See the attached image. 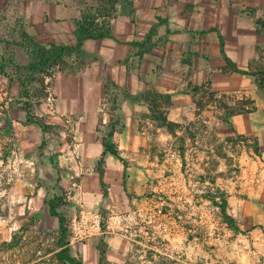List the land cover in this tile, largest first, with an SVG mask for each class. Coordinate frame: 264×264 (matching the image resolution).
<instances>
[{"label":"crops","instance_id":"1","mask_svg":"<svg viewBox=\"0 0 264 264\" xmlns=\"http://www.w3.org/2000/svg\"><path fill=\"white\" fill-rule=\"evenodd\" d=\"M133 6L131 19L121 14L119 4L110 9L106 0H0V22L12 27L2 32L5 38L27 35L41 45L73 46L79 19L110 27L111 38L87 40L76 54L62 58L78 57L79 63L55 70L46 79L43 99L24 97L16 78L0 74L1 229L20 211L33 217L43 210L51 217L47 197L59 178L73 179L72 166L79 164L85 167L79 183L85 206L71 224L83 229L85 241L79 256L71 254L73 242L68 245L82 264H129L131 255L120 234L113 226L101 230V182L114 188L126 154L146 149L148 132L142 124L155 125L157 132L171 137L151 114L153 106L154 114L181 125L182 132L200 117L197 103L204 92L212 98L210 109L201 111L208 112L202 121L205 130L209 125L221 129L218 136L231 132L254 139L258 154H246L248 164L255 165L250 176L255 174L257 190L250 199L256 200L257 222H264V96L251 74L264 65V28L257 24L264 19V0H133ZM152 28L153 47L140 56L141 50L131 44L143 43ZM229 94L249 99L253 106L226 116L222 97ZM25 109L49 127L42 148V131L26 122ZM224 115L229 124H218ZM103 125L110 128L106 134ZM103 143L117 157L104 153ZM99 164L105 165L102 174L95 170Z\"/></svg>","mask_w":264,"mask_h":264},{"label":"rangeland","instance_id":"2","mask_svg":"<svg viewBox=\"0 0 264 264\" xmlns=\"http://www.w3.org/2000/svg\"><path fill=\"white\" fill-rule=\"evenodd\" d=\"M10 29L0 22V64H5L9 76L24 81V97L43 99L46 79L55 70L78 64L79 58L57 59L44 73L29 74L21 69L30 61L27 51L17 45L22 40L2 36ZM251 74H256L255 82L264 84V65L258 64ZM200 97V117L174 138L157 132L155 125L142 124L148 132L146 149L126 154V162L119 165L118 183L114 175V188L107 184L104 193L99 192L101 230L113 226L120 234L131 255L129 264H264V222H257L256 200L250 199L257 190L255 174L250 176L255 165L246 159V154H258L254 139L229 131L218 136L221 129L209 125L205 130L202 121L208 112L201 111L210 109L212 98H206L205 92ZM222 98L225 108L234 100L233 110L253 106L249 99L235 95ZM217 123L227 125L229 121L224 115ZM102 127L103 134L110 131ZM54 135L52 140L58 132ZM72 169L73 179L59 178L55 192L47 198L59 197L57 210L67 216L71 254L79 256L85 233L71 220H79V210L85 206L79 184L85 167L78 164ZM98 169L102 174L105 165L99 164ZM245 169H249L248 177ZM2 202L0 197V215ZM41 211L32 213L33 217L21 211L11 214L3 231L0 219V264H67L56 258L58 224Z\"/></svg>","mask_w":264,"mask_h":264},{"label":"trees","instance_id":"3","mask_svg":"<svg viewBox=\"0 0 264 264\" xmlns=\"http://www.w3.org/2000/svg\"><path fill=\"white\" fill-rule=\"evenodd\" d=\"M106 1L109 4L110 9H113V6L115 4H119L121 14L133 19L135 15L133 0H106ZM257 24L260 25L261 28H264V19L262 20L259 19L257 21ZM258 31L259 30H257V32ZM154 33H155V28H152L149 34L147 35L146 40L143 43L131 44L133 46L138 47L141 50L140 56H142V54L144 53H148L152 49L153 44L151 43V39ZM74 38H75V44L73 46H61V45H56L54 43L41 45L36 41H34L31 37L24 35L22 38H20L22 41L19 42L17 45H19L20 47L24 48L27 51L30 61L27 66L22 67L21 69L25 70L29 74H36V73L42 74L44 73L45 69L48 68L57 59H62L65 56H71L73 54H76L81 49L85 41L90 39L101 41L103 39L111 38L110 27L106 23L97 24L93 19L84 17L76 22ZM219 39H220V48L222 51L223 50L222 39L221 38ZM226 62L228 66L231 67L232 71H236L234 64L230 63L228 60ZM4 70H5V64L1 63L0 74L9 77V79L12 80V78ZM245 74L250 75L248 73ZM261 76L263 77V74ZM16 79L20 83V87H21L20 94L22 95L24 93L23 90L24 81L20 77H17ZM258 87L263 91L264 94V84L259 82ZM157 98H159V96H157ZM152 108L153 110H151L152 112L151 114L154 115L153 116L154 119L160 122L161 125L166 128L167 133L172 138L176 137L177 132L181 130V125L167 121L166 118L162 117V113L161 115L154 114L155 106H153ZM241 109H243V106ZM236 113H239V109L233 110L231 108H226V116H232L235 115ZM25 118L27 123L35 124L41 129L43 134V143L41 145L42 148L45 144V138L47 136L49 127L40 121L33 120L30 117L28 110L26 109H25ZM103 146H104V153H110L117 157V152L114 149H112L108 144L103 143ZM101 186L102 188H105V184L102 182H101ZM58 200L59 197L54 196L52 199L46 202L50 216L55 217L58 221V230L56 232V237L54 238L55 246L58 249L56 258L67 264H82L81 261L70 255L69 245L67 241V235H68L67 219L62 212H59L57 210ZM101 264L104 263L101 261Z\"/></svg>","mask_w":264,"mask_h":264}]
</instances>
